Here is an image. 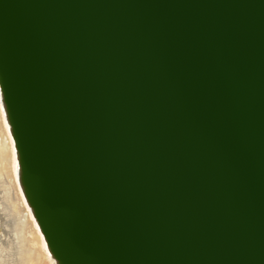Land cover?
I'll return each instance as SVG.
<instances>
[{"label": "water", "instance_id": "1", "mask_svg": "<svg viewBox=\"0 0 264 264\" xmlns=\"http://www.w3.org/2000/svg\"><path fill=\"white\" fill-rule=\"evenodd\" d=\"M0 52L68 264H264V0H0Z\"/></svg>", "mask_w": 264, "mask_h": 264}, {"label": "bare ground", "instance_id": "2", "mask_svg": "<svg viewBox=\"0 0 264 264\" xmlns=\"http://www.w3.org/2000/svg\"><path fill=\"white\" fill-rule=\"evenodd\" d=\"M0 106V176L11 188V201L19 212V223L14 233L21 241V260L26 263L32 258L37 264H68L65 256L56 248V241L48 228L44 204L37 191L24 143L7 66L1 55Z\"/></svg>", "mask_w": 264, "mask_h": 264}, {"label": "rangeland", "instance_id": "3", "mask_svg": "<svg viewBox=\"0 0 264 264\" xmlns=\"http://www.w3.org/2000/svg\"><path fill=\"white\" fill-rule=\"evenodd\" d=\"M1 176H0L1 178L0 179V264H37L36 261L34 262L35 259L32 258L27 260L30 263L27 261L26 263L25 262L23 263L21 260L20 257L22 250V245H20L21 241H19L17 237H15L16 234L14 233L16 225L19 223V212L15 207V205H13V201H11V197H12L11 188L7 186L8 183L4 181V179H2Z\"/></svg>", "mask_w": 264, "mask_h": 264}, {"label": "snow or ice", "instance_id": "4", "mask_svg": "<svg viewBox=\"0 0 264 264\" xmlns=\"http://www.w3.org/2000/svg\"><path fill=\"white\" fill-rule=\"evenodd\" d=\"M0 107H2V106H0ZM7 123V122H6Z\"/></svg>", "mask_w": 264, "mask_h": 264}]
</instances>
